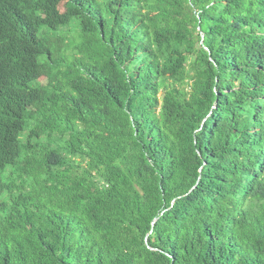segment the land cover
I'll return each mask as SVG.
<instances>
[{"label": "trees", "instance_id": "trees-1", "mask_svg": "<svg viewBox=\"0 0 264 264\" xmlns=\"http://www.w3.org/2000/svg\"><path fill=\"white\" fill-rule=\"evenodd\" d=\"M0 68V264H264V0H14Z\"/></svg>", "mask_w": 264, "mask_h": 264}, {"label": "bare ground", "instance_id": "bare-ground-1", "mask_svg": "<svg viewBox=\"0 0 264 264\" xmlns=\"http://www.w3.org/2000/svg\"><path fill=\"white\" fill-rule=\"evenodd\" d=\"M12 77V73L9 69L0 68V92L11 83Z\"/></svg>", "mask_w": 264, "mask_h": 264}, {"label": "clouds", "instance_id": "clouds-1", "mask_svg": "<svg viewBox=\"0 0 264 264\" xmlns=\"http://www.w3.org/2000/svg\"><path fill=\"white\" fill-rule=\"evenodd\" d=\"M13 2H14V0H0V12L10 8L12 6ZM38 80L41 83H46V81H47L45 76L39 77Z\"/></svg>", "mask_w": 264, "mask_h": 264}]
</instances>
